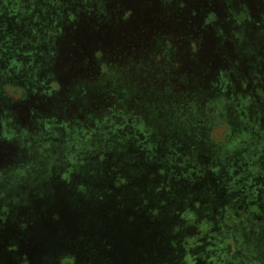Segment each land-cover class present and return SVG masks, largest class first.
<instances>
[{"label": "rangeland", "instance_id": "374dc122", "mask_svg": "<svg viewBox=\"0 0 264 264\" xmlns=\"http://www.w3.org/2000/svg\"><path fill=\"white\" fill-rule=\"evenodd\" d=\"M0 264H264V0H0Z\"/></svg>", "mask_w": 264, "mask_h": 264}]
</instances>
